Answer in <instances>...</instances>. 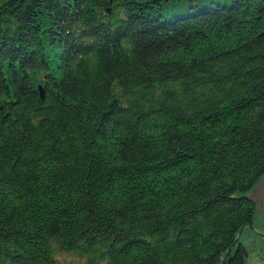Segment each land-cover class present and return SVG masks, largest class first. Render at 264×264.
Returning <instances> with one entry per match:
<instances>
[{"label":"trees","instance_id":"16d2710c","mask_svg":"<svg viewBox=\"0 0 264 264\" xmlns=\"http://www.w3.org/2000/svg\"><path fill=\"white\" fill-rule=\"evenodd\" d=\"M263 170L264 0H0V264H224Z\"/></svg>","mask_w":264,"mask_h":264},{"label":"water","instance_id":"95a60500","mask_svg":"<svg viewBox=\"0 0 264 264\" xmlns=\"http://www.w3.org/2000/svg\"><path fill=\"white\" fill-rule=\"evenodd\" d=\"M41 98L43 91L39 87ZM225 194L234 197H249L255 201L256 214L251 220L240 225L230 241L225 263L229 264L232 254L236 251L239 241L247 244V254L243 261L234 264H264V170L258 175L249 189L241 190L238 186Z\"/></svg>","mask_w":264,"mask_h":264},{"label":"rangeland","instance_id":"374dc122","mask_svg":"<svg viewBox=\"0 0 264 264\" xmlns=\"http://www.w3.org/2000/svg\"><path fill=\"white\" fill-rule=\"evenodd\" d=\"M239 243H241L247 251V244L244 241H239ZM53 246H54V243H53ZM54 255L59 261H62L68 264H76L81 259L76 254L71 253V252L54 251Z\"/></svg>","mask_w":264,"mask_h":264}]
</instances>
